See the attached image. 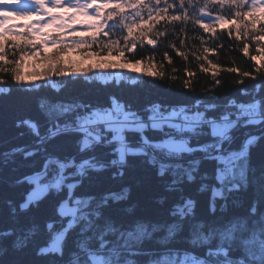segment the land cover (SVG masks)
<instances>
[{
	"label": "snow or ice",
	"instance_id": "snow-or-ice-1",
	"mask_svg": "<svg viewBox=\"0 0 264 264\" xmlns=\"http://www.w3.org/2000/svg\"><path fill=\"white\" fill-rule=\"evenodd\" d=\"M59 8L65 12H53ZM69 8L73 11L68 12ZM31 14H37L35 24H23L25 31L14 32L18 25L7 23L14 16ZM77 30L84 34L68 35ZM49 45L53 51L42 52ZM253 45L255 55L251 54ZM149 47L152 55H143ZM68 49L84 54L85 59L95 57L96 62L67 64L63 55ZM9 51L13 55L19 52L20 58L9 61ZM138 52L140 59L135 58ZM170 52L185 61L191 56L201 71L212 73L214 78L220 64L213 63L210 55L235 53L252 63L246 71L239 66L228 68L229 73L241 79L222 93L206 89L203 95L196 94L185 80L182 87L190 89L192 94L181 92L184 99L178 102L156 99L134 108L115 93H108L106 103L96 104L55 98L76 82L105 88L123 85L137 90L145 85L159 87L164 84L156 83L155 78L163 79L164 72L155 56L159 54L164 61L172 63ZM27 57H39L42 66L22 74ZM0 61L4 62L0 64V73H10L14 82L0 83V99L14 92L46 89L51 94L40 96L38 104L49 116L57 117L55 130L50 129L52 136L60 131L76 133L80 153L110 148L114 158L109 163L119 169L120 176L124 175L123 166L129 156L147 157L158 177H170L166 182L169 192H183L185 185L199 179L197 191L211 192L208 210L213 215L217 212V200L226 199V189L231 192L240 183L247 187L251 149L264 142V0H10L0 3ZM185 72L192 75L187 67ZM164 91L173 89L164 87ZM61 118H66L62 124ZM24 123L36 127L31 121ZM242 128L257 131H245L237 145V133ZM105 167L96 155L79 162L75 157L67 161L49 157L39 171L25 178L33 188L22 209L43 199L50 191L65 193L56 209L64 226L55 236L53 249L58 250L60 242L81 221L87 222L80 229L81 234L95 222L99 230L97 239L105 241L106 236L113 234L126 237L125 245L129 241L142 242L145 237L151 239L159 230L156 224L149 230V222L141 218L131 221L127 228H120L104 216L102 209L107 207L109 199H127V187L119 193L104 194L95 204V196L77 194L82 180L70 177L83 178L89 171H101ZM68 169L74 171L68 173ZM252 171L256 169L253 167ZM261 176L264 178V173ZM181 201L173 205L170 215L184 220L194 215L196 200L181 197ZM160 202L163 203V198ZM220 211H226V204L220 205ZM249 211L255 217L251 222L241 217H233L222 225L197 221L192 238L210 245L218 237L216 247L209 246L206 255L220 257L222 264H264V212L257 215L255 204ZM178 227L175 222L169 224L166 237H174ZM48 228H52L51 223ZM90 239L82 241L81 247H87L91 264H112L113 253L105 251L104 243L95 249L88 247ZM234 252L238 254L233 255ZM142 254L148 252L133 250L130 256ZM177 257L174 250L169 255L165 249L148 261L177 264ZM125 258L127 264H137L129 256ZM179 264H207V261L185 252L179 257Z\"/></svg>",
	"mask_w": 264,
	"mask_h": 264
},
{
	"label": "trees",
	"instance_id": "trees-1",
	"mask_svg": "<svg viewBox=\"0 0 264 264\" xmlns=\"http://www.w3.org/2000/svg\"><path fill=\"white\" fill-rule=\"evenodd\" d=\"M34 20V17L28 18V21L9 19L7 23L18 25L14 32H22L25 29L21 26L32 23ZM80 34H84L82 30L69 33L70 36ZM11 38L9 36V39ZM45 49L53 50V47L49 45L42 49V52ZM252 49L251 54L255 55L254 45ZM143 55H152L150 47L144 49ZM170 55L173 57L172 63L164 61L159 54L155 56V61L163 65L164 72L163 79L155 78L156 83L164 84L159 87L145 85L143 89L137 90L123 85L121 87L109 85L105 88L99 84L83 85L76 82L70 83L69 88L55 98L68 101L78 99L85 104L89 102L96 104L106 103L108 93H115L131 103L134 108H140L145 103L156 99L163 102H178L184 99L180 95L181 92L192 94L190 89L199 95H203L206 89H211L214 93L224 92L225 88L232 87L234 81L241 79L237 74L229 73L227 69L239 66L246 71L252 63L246 62L245 58L235 53L228 55L220 52L218 56L210 55L209 58L213 63L220 64V70L214 78L212 73L201 71L199 64L195 63L191 56L185 61L174 52H170ZM7 58L9 61L18 60L19 52L13 55V52L9 51ZM135 58H141L139 52ZM3 63L0 61V64ZM8 67H15V65H8ZM186 67L192 73L191 76L186 74ZM0 77L3 83L6 82L9 85L14 83L10 73H0ZM145 78L148 79L147 76ZM185 80L189 82L190 89L182 87ZM221 84L223 87L219 86ZM164 87H170L173 91L165 92ZM45 94L51 93L46 89L31 93L19 91L0 99V264H66V261L70 260L69 253L75 244L91 237L88 240V246L95 249L99 245L97 239L99 230L95 228V222L88 231L81 234L80 229L87 223L81 221L80 225L60 242L58 250L49 247L56 233L64 226V221L56 211L59 201L65 195L63 192L58 194L50 191L43 199L30 204L27 209L21 208L22 202L33 187L25 178L39 171L49 157H56L63 161L75 157L79 162L84 157L96 155L98 161L106 165L101 171H89L86 177H70L73 180H82L76 192L78 195L95 196L96 201L93 204L106 193H119L123 188H129L126 200L109 199L107 207L102 209V212L120 228H127L136 218L149 222V230L152 224L159 227V230L153 233L152 240H144L141 244L130 241L125 245L126 237L120 238L113 234L105 237L109 241L108 246L117 243L126 249L123 255L134 259L137 264H145L147 260L165 249L169 250V255L173 254V250L178 254L177 264H179V257L185 252L204 258L206 261H212L213 264H219L220 257L206 255L209 246L216 247L218 237L213 239L210 245L201 247H193L187 243L189 239H192L191 233L195 223L203 220L206 224L222 225L233 217L247 218L251 222L255 219L249 211L253 204L257 207V215L264 212V178L261 176V173H264V142L251 149L247 187L240 183L238 189L231 192L226 189V199L217 200V212L213 215L208 210L211 192L210 190L202 193L197 191L201 183L199 179L191 185H185L183 192H169L166 182L170 177H158L156 168L147 162V157L129 156L127 164L123 166L124 175L120 176L119 169L109 163L114 158L110 148H98L95 153H80L76 144L78 138L76 133L60 131L52 136L50 129L55 130L57 117L49 116L38 104V98ZM64 119L66 118L60 119L61 124ZM25 120L35 124V129L25 124ZM245 131L257 130L240 129L237 133V145L244 138ZM54 167L50 165V168ZM253 167L256 169L255 172L252 171ZM67 171L71 173L74 169ZM208 183L211 184L212 181ZM181 197H192L196 200L194 215L184 220L170 215L173 205L182 202ZM162 198L163 203L160 202ZM222 203L226 204V211L223 212L220 211ZM129 208L132 209L131 212L128 211ZM90 219L94 220L92 217ZM173 222L179 227L175 236L170 239V243L164 246L154 243L155 239L166 236L167 226ZM49 223L52 224L51 229L48 228ZM61 250H63L62 255ZM133 250H140L142 253L146 251L148 255L130 256ZM236 254L238 253H233V255Z\"/></svg>",
	"mask_w": 264,
	"mask_h": 264
},
{
	"label": "clouds",
	"instance_id": "clouds-1",
	"mask_svg": "<svg viewBox=\"0 0 264 264\" xmlns=\"http://www.w3.org/2000/svg\"><path fill=\"white\" fill-rule=\"evenodd\" d=\"M153 235V234H152ZM171 238H167L166 236L164 237H159L155 239L154 243L159 244L161 246L167 245L170 243ZM144 240H152L145 237ZM144 240L141 241H135L137 244H141L144 242ZM104 243L105 244V251L106 252H112L113 253V259H112V264H127V260L125 256L123 255L124 249L123 247L119 246L117 243H112L111 246L109 245V241H101L98 239V244ZM130 243V241L128 242ZM187 243L193 247H201L204 245H207L204 241L202 240H197V239H189ZM89 247V246H88ZM98 250V249H97ZM115 250V251H113ZM60 254H63V250H61ZM207 254V252H206ZM70 260L66 261V264H91V260L89 257V252L87 250V247H81V243L75 244V247L70 251ZM145 264H149V261L147 260ZM207 264H213L212 261H207ZM219 264H222L220 261Z\"/></svg>",
	"mask_w": 264,
	"mask_h": 264
},
{
	"label": "rangeland",
	"instance_id": "rangeland-1",
	"mask_svg": "<svg viewBox=\"0 0 264 264\" xmlns=\"http://www.w3.org/2000/svg\"><path fill=\"white\" fill-rule=\"evenodd\" d=\"M101 1L102 0H97V2H101ZM3 2H10V0H0V3H3ZM67 11L71 12V11H73V9L69 8V9H67ZM53 12H56L58 14H63L65 12V9L64 8L53 9ZM23 17H25V16H23ZM23 17H15L14 16L12 19H16L17 20V18H23ZM23 20L28 21V19H26V18H24ZM35 21H33L32 23L35 24ZM36 26L38 27L39 25H36ZM73 32H76V31H73ZM73 32H71V33H73ZM68 35H69V33H68ZM52 51L53 50L45 49V51H43V52L51 53ZM63 61L65 63H67V64L72 65V66H80V65H83V64L94 63V62H96V58L95 57H90L88 59H85L84 58V54H82L80 52H75L73 50H65V53L63 55ZM41 66H42V61L40 60L39 57H35V58L27 57L25 59V61H24V66H23L21 71H22V74H27V73H30V72L36 70V69H39ZM54 78L59 80L58 77H54ZM0 83H3V82L0 81ZM52 116H55V115H52ZM27 195H26V198H27ZM26 198H25V200H26ZM25 200L22 202V204L25 202ZM54 240H55V237L50 243L49 247L51 249H53L52 245L54 243ZM58 248H59V246H58Z\"/></svg>",
	"mask_w": 264,
	"mask_h": 264
}]
</instances>
